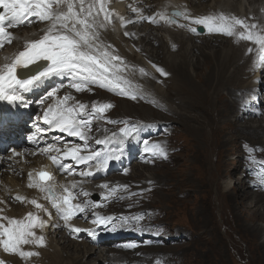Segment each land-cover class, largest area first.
Instances as JSON below:
<instances>
[{"label":"bare ground","instance_id":"bare-ground-1","mask_svg":"<svg viewBox=\"0 0 264 264\" xmlns=\"http://www.w3.org/2000/svg\"><path fill=\"white\" fill-rule=\"evenodd\" d=\"M104 3L111 15V23L98 30L99 39L122 58L126 70L121 75L129 82L128 90L138 93L137 98L96 85L80 92L69 85L58 88V81L67 78L52 77L23 93V105L27 107L20 103H0V168H4L0 171V209L3 210L0 215L22 219L28 212H33L45 222L43 228L34 230L37 235L44 236L45 246H22L24 251H34L38 255L21 258L0 247V261L4 264H95L96 261L124 264L128 262L126 254L109 247L114 241L94 239L96 229L102 225L91 222L95 218L93 213L100 216V211L107 210V217L131 222L133 216L129 217V214L138 213L141 219H135V222L142 231L148 227L163 229L171 226L176 217L174 212L179 211L181 205L189 216L200 220L202 215L201 205L188 208L184 202L174 203V200H209V195L214 193L221 215L227 213L235 231L243 236L248 259L252 257L264 264V169H259L264 162V61L261 53L256 45L240 40L238 36L209 33L184 17L177 18V24H170L161 15L168 17L171 10L185 12L190 18L223 14L256 24L258 31H264V0H104ZM121 17L131 22L122 26ZM149 17H154L157 22H149ZM32 21L8 29L12 32V42L5 43L6 48H0V71L12 62L26 42L44 34L48 22H39L35 18ZM7 25L6 21V28ZM190 28H196V31H190ZM198 28H203L204 33L198 34ZM237 31L243 29L238 26ZM249 48L253 49L251 53ZM140 69L146 74L142 75ZM53 89L55 96L48 97L47 92ZM120 95L121 99L115 98ZM65 96L72 97L67 101L68 106L79 102L86 105L87 110L93 103H109L112 107L104 114L107 120L117 119L135 126L136 135L140 137L154 132L159 136L141 147L124 140L120 145L123 151L115 149L116 142L100 145L99 151L115 149L116 155L120 152L118 163L125 169V178L115 175L113 180L92 182L97 173L87 178L79 174L68 175L39 152L50 144L61 149L65 143L83 144L78 138L53 130L42 122L45 109ZM33 112H37L33 121L26 125ZM260 113L262 116L256 117ZM105 124L108 123L103 120L93 121L88 140L90 149L97 150L99 145L92 139L99 136L94 135L95 128ZM25 126L30 132L27 131L25 142H22L19 135ZM114 127L113 124L108 126L103 137L118 131ZM37 128L45 131L37 133ZM113 128L115 130L110 132ZM34 134L36 139L30 140ZM154 144L163 146L166 159L152 154ZM64 163L73 162L65 160ZM41 170L52 172L58 194L63 191L62 186L77 183L73 189L77 194L74 203H83L88 201L87 196L100 193L101 202L97 203L102 205L101 210L94 212L89 208L70 222L93 231L94 235L70 232L44 198L45 194L27 186L28 173ZM84 170L86 167L80 165L76 173ZM145 175L147 179H144ZM105 184L109 189L118 188L107 200L102 197L107 195L108 189L100 187ZM84 192L89 195H83ZM17 195L27 200L36 199L46 211L16 201ZM164 199L173 202L171 211L159 207ZM117 205L127 210L117 214ZM201 224L203 230L197 225L200 231L191 232V235L195 233L197 238L213 235L214 230L207 228L205 220L201 219ZM222 225L226 227V223ZM81 236L88 237V242L93 239L95 245L83 242L79 239ZM205 242L210 244L211 240L208 238ZM97 243L102 246L98 247ZM94 254L96 258L85 261ZM210 260L209 264H216L215 258ZM184 264H196V259L188 257Z\"/></svg>","mask_w":264,"mask_h":264},{"label":"snow or ice","instance_id":"snow-or-ice-1","mask_svg":"<svg viewBox=\"0 0 264 264\" xmlns=\"http://www.w3.org/2000/svg\"><path fill=\"white\" fill-rule=\"evenodd\" d=\"M0 8L3 9L0 12V48L5 43L12 42V33L7 30L8 28L31 23L33 22L32 18L39 22H48L41 38L26 42L24 50L20 51L12 62L5 65V69L0 71V101H6L9 104H23V93L39 87L52 77L69 78V87L77 92L90 90V86L96 85L132 99L137 98L138 93L128 90L126 85L129 82L121 75L126 70L122 58L115 55L114 51H110L111 46L104 45L99 39L98 30L111 23V15L104 0H0ZM161 15L167 22H175L164 17L163 14ZM172 16L184 17V19L207 29L209 33H218L229 37L238 36V39L256 45L261 53V60L264 61V31H258L256 24H248L240 18L227 17L223 14L190 18L185 12L175 11ZM120 19L122 26L131 22L124 21L122 17ZM148 20L151 23L157 22L154 17H149ZM6 21L8 22L7 28L5 27ZM238 26L243 31L238 32ZM189 30L195 32L196 28ZM252 51V48L248 49L249 53ZM40 62L45 63L41 64ZM33 65L37 66L35 74H29L27 78H18V68L28 69ZM156 70L162 75H166L161 69L157 68ZM140 73L146 74L143 69H140ZM55 93L56 90L53 89L47 92V96L53 97ZM70 99H72L71 96H65L59 99L55 105H49L43 113L42 122L53 130L78 138L83 144L65 143L63 149L55 144H50L40 149L39 152L47 155L52 164L61 172L68 175L79 174L87 178L105 169L109 160L120 159L116 155L115 149L102 152L89 148L88 140L93 121L117 122L107 120L104 116V113L112 107L109 103H93L91 111H88L87 106L79 102L75 106H68L67 101ZM23 106L27 107V105ZM43 131L45 129L37 128V133ZM136 134L135 126L126 125L120 128L118 133L114 132L111 136H105L95 142L98 145H107L113 142L122 144L124 139ZM29 139L35 140L36 135L30 136ZM53 152L56 154L49 155ZM152 154L167 158L166 150L160 144L153 145ZM13 155L19 154L13 153ZM65 160H71L73 163H64ZM80 165H84L86 170L76 173V168ZM54 180L52 174L46 170L29 172L27 186L36 188L45 194L44 198L51 203L57 216L64 222V227L68 228L70 232L77 234L87 232L89 235H94L93 231L76 227L70 222L89 208L102 205L92 201L74 203L77 200V194L73 189L78 186L77 183L73 182L70 187L62 186L63 191L58 194ZM100 187L108 189L107 195L102 197L104 200L109 199L118 191V188L109 189L106 184ZM82 194L89 195L87 192ZM14 199L46 211L36 199L27 200L26 197L20 195L15 196ZM2 211L0 209V212ZM93 216L95 218L91 222L94 225H106L114 220L113 217H103L95 213ZM133 219L138 221L141 217ZM44 226L45 222L33 212H28L22 219L0 215V247L4 252L18 254L21 258L38 255L34 251H24L22 246H45L44 236L37 235L34 231L36 228ZM127 247H133V245ZM0 264L3 262L0 261Z\"/></svg>","mask_w":264,"mask_h":264},{"label":"rangeland","instance_id":"rangeland-1","mask_svg":"<svg viewBox=\"0 0 264 264\" xmlns=\"http://www.w3.org/2000/svg\"><path fill=\"white\" fill-rule=\"evenodd\" d=\"M8 29H12V28H8ZM10 33L12 32L10 31ZM4 48H6L5 45H4ZM68 79L69 78H67V80H59L57 87L58 86L63 87L65 85H69L70 80L68 82ZM115 98L119 100L121 99V95L116 96ZM1 102L2 101H0V103ZM90 110H91V107H89L88 111ZM36 113L37 112H33L28 118V120L25 122V124L26 123L29 124V122L31 123V121H33L32 118ZM105 113H107V111ZM260 115L262 116V114L260 113L256 117H261ZM104 121L106 120H103V122ZM111 121H116L117 123H108V124H105L104 127L100 126V127L95 128L96 132L94 133V135L95 136L99 135V136L92 138L94 139V142L97 139L105 137V136L103 137V134L106 133L105 130H107L108 126L111 127L112 124L115 125L114 128L115 129L117 128L118 130V131H114L115 133H118L120 128L126 126V124L122 123L123 121H117V119L111 120ZM146 125H150V124L146 123ZM22 128L23 129L21 130V133H20V135L22 134V136L20 139L23 140V141L21 140L22 142H25L26 133L27 131L30 132V128L28 126H25ZM114 128L111 129L110 132L115 130ZM158 136L159 134H156L154 132V134L148 133L141 137L139 135L138 136L134 135L133 137H128L124 140L126 141L130 140L132 141V143H135L136 146L141 147L143 143L148 142V140L150 139L158 138ZM115 144L117 145L115 146L116 150L121 149V151H123V148L120 146L121 143L116 142ZM99 148H102V147L99 145L97 147L98 151H99ZM118 156L120 157V152H118ZM119 160L120 159H118V161L116 159L109 160L107 167L99 172H96L98 176L94 177L91 181L99 182L100 180L104 181L106 179L113 180L115 175H118V176L120 175L121 178L127 177L123 175V173H125V169L119 167V163H118ZM3 169L4 168H0V171ZM259 169H264V162L261 164ZM247 176L249 178L252 177L251 174H248ZM73 177L74 176H71V178ZM147 178L148 176L145 175L144 179H147ZM92 195H97L98 200H93ZM99 196H100V193L99 194L93 193L90 196H87L86 200L88 201L92 200V202H95V201L99 202L100 201ZM209 196H210L209 200H174V203L184 202L188 208L195 206V205H199V206L201 205L202 215L200 217V220L192 216L191 214L189 216V213L186 214L185 210L183 209V206L181 205L179 206V211L174 212L176 213V217L173 218L171 222V226L169 227L166 226V228H163V229H160L158 227L157 228L148 227V230L142 231L140 229L141 228L140 225L137 222H135V219H133L134 217H138L139 215H137L138 213H133V214H129V217L131 215L133 216L132 222L129 220L122 221V220L115 219L112 221L113 222L112 225L102 224L101 227H98L96 229L94 239H98V241H101V239L102 240L104 239L106 242L114 241V245H111L109 247H112L118 251H122L123 254H126L125 255L127 256L126 260L128 262L124 264H127V263L128 264H184V262L187 260L188 257H191L192 259H196V264H209L211 262L210 260L211 258L212 260L213 258H215L214 261L216 264H259L252 257L250 258V260L248 259L247 252H246V249H247L246 243L244 242L243 236H241L240 234L237 233V231H235L234 225L231 223L229 218H227L228 217L227 213L226 215H221V212L218 208V201L215 200V194L211 193ZM124 197L126 196L124 195ZM117 201L118 199H116L115 202ZM14 203L16 204V202ZM171 203H173L171 202V200L168 201V199H164L159 203V207L165 211L167 210L171 211L172 210ZM116 208H115L116 209L115 212L117 214L119 212H123L127 210V208L122 207L120 205H117ZM91 209L95 212L97 210H101L102 206L91 208ZM100 212L102 213L100 214V216H103V217L109 216L107 214V210H103ZM110 214L115 215V213H110ZM220 215H221V218H220ZM9 218H15V217H9ZM201 219H203V221L205 220V222L208 225L207 228H209L210 230H214L213 235L210 234L207 236L205 234V236H201L200 238L195 237L194 235L195 233L193 234L194 236L191 235V232L200 231L199 229L203 230ZM222 223H226L227 228L225 227V225L223 226ZM197 225L199 229L197 228ZM227 236L229 237V239L226 238ZM208 238L209 240H211L210 244H207L205 242L206 239ZM79 239L82 240L83 242L87 241V244L90 243L91 246L95 245V242L93 241V239L91 240L92 242H88L89 240L88 237L81 236ZM140 239L142 241H140ZM203 242H205L206 245H204ZM128 245H133V247H127ZM97 246L100 247L102 246V244L97 243ZM216 253H218V256ZM212 255L214 257H212ZM215 255L217 258L215 257ZM93 258H96V254L90 255L85 261L89 262ZM111 262L113 263V261ZM99 263L105 264L101 262ZM99 263L96 261L95 264H99ZM107 264H110V263H107ZM115 264H119V263H115Z\"/></svg>","mask_w":264,"mask_h":264},{"label":"water","instance_id":"water-1","mask_svg":"<svg viewBox=\"0 0 264 264\" xmlns=\"http://www.w3.org/2000/svg\"><path fill=\"white\" fill-rule=\"evenodd\" d=\"M33 68H28L25 72H29L31 71Z\"/></svg>","mask_w":264,"mask_h":264}]
</instances>
